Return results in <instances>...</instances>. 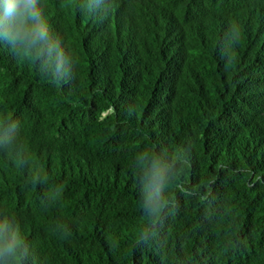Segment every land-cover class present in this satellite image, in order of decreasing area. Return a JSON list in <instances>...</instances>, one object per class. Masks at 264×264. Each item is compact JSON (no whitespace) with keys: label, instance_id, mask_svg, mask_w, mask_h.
Returning <instances> with one entry per match:
<instances>
[{"label":"trees","instance_id":"1","mask_svg":"<svg viewBox=\"0 0 264 264\" xmlns=\"http://www.w3.org/2000/svg\"><path fill=\"white\" fill-rule=\"evenodd\" d=\"M37 8L0 26V264H264V0Z\"/></svg>","mask_w":264,"mask_h":264},{"label":"clouds","instance_id":"2","mask_svg":"<svg viewBox=\"0 0 264 264\" xmlns=\"http://www.w3.org/2000/svg\"><path fill=\"white\" fill-rule=\"evenodd\" d=\"M37 3L38 0H0V26L5 27V34L13 40L24 38L33 44L46 41L50 25L41 18ZM5 253L15 255L14 245L0 235V254Z\"/></svg>","mask_w":264,"mask_h":264}]
</instances>
